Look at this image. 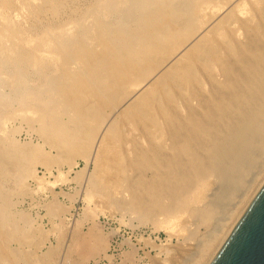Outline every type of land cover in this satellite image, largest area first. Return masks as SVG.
<instances>
[{"label":"bare ground","instance_id":"6f19581e","mask_svg":"<svg viewBox=\"0 0 264 264\" xmlns=\"http://www.w3.org/2000/svg\"><path fill=\"white\" fill-rule=\"evenodd\" d=\"M89 1H0V101L19 106L32 99V110L42 103L48 111L64 108L82 114L88 99L96 96L91 86L97 79L107 89L126 82L135 93L150 87L175 89V96L162 91L158 128L154 121L144 130L128 128L137 153L146 149L150 184L161 195L172 201L190 199L211 182L233 185L258 160L248 185L201 245L193 264H204L237 224L253 199L238 217L236 213L264 174V0ZM224 9L229 12L223 20L211 19ZM195 16L201 21L197 33L187 34L185 26ZM11 23L22 29L11 31ZM211 38V50H202L199 46ZM165 53L169 55L145 75L141 64L149 66ZM185 55L199 66L204 79L179 78L177 71L164 77ZM72 62L79 67L73 74L62 66ZM49 66L59 74H50ZM2 152L0 140V157ZM176 212L170 213L174 219Z\"/></svg>","mask_w":264,"mask_h":264},{"label":"rangeland","instance_id":"374dc122","mask_svg":"<svg viewBox=\"0 0 264 264\" xmlns=\"http://www.w3.org/2000/svg\"><path fill=\"white\" fill-rule=\"evenodd\" d=\"M202 1L207 0H195ZM31 8L39 13L38 7ZM228 12L224 9L211 19L223 20ZM192 21L185 26L187 34L197 33L200 26L196 16ZM9 26L14 32L22 29L19 24ZM34 26L40 28L37 23ZM199 47L210 51L212 38ZM167 55L149 66L141 64L143 73L148 75ZM62 66L71 74L79 68L74 62ZM49 71L59 74L50 66ZM176 71L179 78L204 79L188 55L178 58L164 77ZM103 85L91 86L96 96L88 97L82 114L60 107L50 112L42 103H35L32 110V99L19 106L15 101H0L4 170L0 174V264H193L200 258L203 242L248 185L258 160L233 185L211 182L190 199L165 198L150 184L152 167L146 149L137 153L128 130H144L155 122L162 91L175 96L176 90L166 87L157 92L150 87L135 93L126 82L108 89ZM61 126L66 127L64 132ZM26 147L32 149L26 151ZM87 158L93 160L86 162ZM263 181L264 174L237 217ZM174 210L179 211L175 219L170 214ZM171 218L174 222L169 225ZM213 251L204 264L210 262Z\"/></svg>","mask_w":264,"mask_h":264},{"label":"water","instance_id":"95a60500","mask_svg":"<svg viewBox=\"0 0 264 264\" xmlns=\"http://www.w3.org/2000/svg\"><path fill=\"white\" fill-rule=\"evenodd\" d=\"M210 264H264V184Z\"/></svg>","mask_w":264,"mask_h":264}]
</instances>
